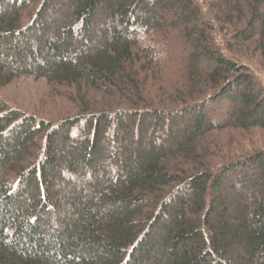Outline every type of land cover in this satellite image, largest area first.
Here are the masks:
<instances>
[{
  "label": "trees",
  "instance_id": "obj_1",
  "mask_svg": "<svg viewBox=\"0 0 264 264\" xmlns=\"http://www.w3.org/2000/svg\"><path fill=\"white\" fill-rule=\"evenodd\" d=\"M259 71L264 0H0V264H264Z\"/></svg>",
  "mask_w": 264,
  "mask_h": 264
},
{
  "label": "rangeland",
  "instance_id": "obj_2",
  "mask_svg": "<svg viewBox=\"0 0 264 264\" xmlns=\"http://www.w3.org/2000/svg\"><path fill=\"white\" fill-rule=\"evenodd\" d=\"M253 68L258 66L254 60L248 62ZM260 78L264 82V75L258 72ZM49 85L42 79H34L33 77H19L11 82L8 86L0 89L4 98L13 106H17L27 112H37L39 108H49L51 103V91ZM46 106V107H44Z\"/></svg>",
  "mask_w": 264,
  "mask_h": 264
}]
</instances>
